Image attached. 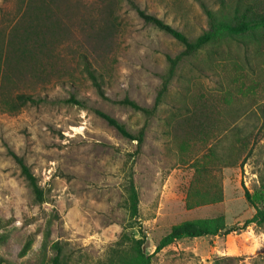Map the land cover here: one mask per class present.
I'll list each match as a JSON object with an SVG mask.
<instances>
[{
	"label": "rangeland",
	"instance_id": "rangeland-1",
	"mask_svg": "<svg viewBox=\"0 0 264 264\" xmlns=\"http://www.w3.org/2000/svg\"><path fill=\"white\" fill-rule=\"evenodd\" d=\"M38 1L39 18L30 19L37 8L29 0H0V258L52 264L58 243L66 264H106L122 234L138 238L140 227L151 254L181 221L223 215L228 226L241 225L262 207L264 48L233 46L219 58L211 46L183 58L149 116L120 103L127 97L150 109L167 56L183 48L145 22L131 1L194 39L208 27L202 5L216 10V0ZM19 94L39 101L10 109ZM71 95L81 105L65 102ZM97 110L131 134L142 130V144L122 136ZM247 133L237 163L216 166L222 200L188 207L187 199L197 196H188L194 169L210 151L231 156L233 138ZM9 151L29 166L42 202ZM128 175L138 188L136 218L127 209ZM150 264H264V225L175 240Z\"/></svg>",
	"mask_w": 264,
	"mask_h": 264
},
{
	"label": "trees",
	"instance_id": "trees-1",
	"mask_svg": "<svg viewBox=\"0 0 264 264\" xmlns=\"http://www.w3.org/2000/svg\"><path fill=\"white\" fill-rule=\"evenodd\" d=\"M41 2L42 1L38 0H29L28 6L37 8V10H33L32 15L29 17L30 19L39 18ZM131 3L135 7L138 15L145 22L153 24L158 29L169 34L180 42L183 47L181 52L176 56H167L168 67L162 76L161 88L150 109L139 106L136 102L127 97L120 100L121 104L131 106L136 110H141L148 116L156 110L158 104L161 102L167 84L174 76L176 67L183 58L192 56L199 50L211 46L215 47L213 50L215 52L214 55L218 54L219 58L228 57L229 54L226 52L233 46L247 50L250 44H254L264 48V0H216V10L202 5L207 16L208 27L194 39H190L185 33L172 27L159 17L146 13L132 1ZM30 24L31 22L28 23V25ZM221 45L226 46L224 51H219L218 47ZM207 53L209 54L211 52L207 51ZM212 58L213 56L210 57V59ZM212 60L214 61V58ZM85 71L92 79L100 95H103L94 71L88 65H85ZM37 101H39V99L34 98L32 95L19 94L17 96V101L11 104L9 108H17L27 103H36ZM65 102L77 105H81L82 103L74 95L69 96ZM96 113L104 118L107 123L113 126L122 136L127 137L131 141H135L137 147L142 144V130L136 135L131 134L126 129L125 125L116 118L101 110H97ZM197 114L196 112L194 113V115ZM192 117L195 118L194 116ZM201 126H203V123ZM250 136L251 133H247L244 136L237 134V139L233 138L232 141L234 142L232 143L234 147L230 149L231 156L223 155L218 158L214 151H210L206 156L207 160L194 169L190 184V194L188 193V196L190 198L191 195L197 196L191 201L187 199L188 207L222 200L223 195L220 178L215 176L216 166L221 170V167L218 166L220 164H222V167L235 165L244 153V147L250 141ZM9 154L19 166L20 172L27 180L36 200L42 202L44 200L43 191L29 166L25 163L24 159L15 152L9 151ZM197 182L204 186L196 185ZM124 188L127 193V209L129 211V216L131 218H136L138 216L139 194L137 185L131 175L127 176ZM261 188L264 190V182H262ZM246 197L247 199L250 198L248 192H246ZM260 200L263 203L262 207H258L252 217L244 221L241 225L228 226L223 215L184 220L174 224L170 227L169 231L158 240L155 250L151 254H147L145 251L146 239L141 227L139 228L140 237L138 238L126 233L122 234L120 240L116 241L115 246L109 250L106 264H150L155 253H158L173 241L181 238L215 236L219 234H228L232 231L240 232L249 225L260 228L264 225V195L260 197ZM30 245V240H28L23 245L20 254H25L30 248ZM52 248L55 250V255L51 258L50 262L52 264H66V262H63L60 258V245L55 243ZM0 264L11 263L0 258Z\"/></svg>",
	"mask_w": 264,
	"mask_h": 264
}]
</instances>
